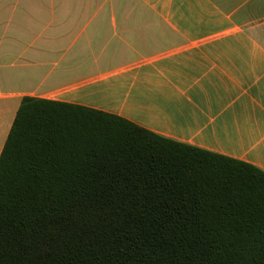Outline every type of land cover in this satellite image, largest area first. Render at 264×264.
Returning a JSON list of instances; mask_svg holds the SVG:
<instances>
[{
    "label": "trees",
    "instance_id": "1",
    "mask_svg": "<svg viewBox=\"0 0 264 264\" xmlns=\"http://www.w3.org/2000/svg\"><path fill=\"white\" fill-rule=\"evenodd\" d=\"M0 264H264V171L25 97L0 156Z\"/></svg>",
    "mask_w": 264,
    "mask_h": 264
},
{
    "label": "crops",
    "instance_id": "2",
    "mask_svg": "<svg viewBox=\"0 0 264 264\" xmlns=\"http://www.w3.org/2000/svg\"><path fill=\"white\" fill-rule=\"evenodd\" d=\"M25 97L264 171V0H0V156Z\"/></svg>",
    "mask_w": 264,
    "mask_h": 264
}]
</instances>
